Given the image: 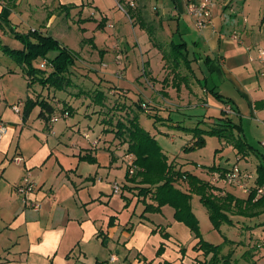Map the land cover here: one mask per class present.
I'll list each match as a JSON object with an SVG mask.
<instances>
[{
    "label": "crops",
    "instance_id": "0c3cea01",
    "mask_svg": "<svg viewBox=\"0 0 264 264\" xmlns=\"http://www.w3.org/2000/svg\"><path fill=\"white\" fill-rule=\"evenodd\" d=\"M126 1L128 5L134 3L133 0ZM135 1L137 8L133 14H137L140 24L141 19L153 22L160 32L175 26L181 38L189 37L188 41L181 39L180 42L186 43L187 57L195 65H190L191 75L204 80L205 89L202 91L205 95L199 96V92L196 97L201 102H187L183 108L192 109L197 105L206 108L203 115L192 113L190 116H202L201 123L211 124L226 105L231 106V119L250 147L249 160L255 158L256 165L264 161L262 152L251 157L255 150L244 134L242 121L246 120L251 137L255 135L264 149L261 144L264 140V65L257 58L258 49H264V12L261 16L264 1L255 4L252 0H213L210 22L201 28L187 14L186 0H156L151 18H147L148 0ZM41 4L49 8L55 5L75 8L82 4V0H0V13L8 20L4 28L0 26V41L11 48H21L19 41L5 33L8 25L22 32L40 30L55 38L45 30L55 21L54 14L45 16L43 28L28 26L33 20L40 23L42 12L38 6ZM81 19L79 16L78 21ZM167 20L165 26L164 21ZM157 48L161 51L159 46ZM19 68L9 63L0 70V122L6 125V131L0 138V264H198L203 256L192 249L196 239L187 226L174 219L171 206L164 205L157 212H143L145 202L153 201L150 195L139 194L137 183L129 180L127 174L126 181L119 185L120 191L113 192L114 182L108 178L109 167L127 156L131 163L133 156L126 150L118 155L115 150L119 148L110 144L104 147L98 141H90L84 136L85 132L78 144L73 139L65 143V147L48 142L47 134L56 135L50 118L69 114L63 113L64 108L58 102L43 98L39 94L41 90L33 89V84L28 86L27 79L26 95L22 98L13 87ZM187 79L182 80L186 92L196 98ZM42 98L55 108L49 117H45L39 114L40 105L37 104V117L43 119L47 129L44 142L40 140L45 130L41 123L35 127L29 124L30 110L37 105L24 116L26 106ZM13 105L19 107V112L13 111ZM69 105L73 108L70 102ZM209 108L213 109L212 114H209ZM159 109L158 112L164 116L182 112L181 109ZM78 126L72 124L71 129L77 131ZM31 135H37L38 141L27 142ZM189 139L193 141L192 137ZM68 145L74 149V155L92 159L88 165H83L82 170L79 168L80 160L75 168L65 165ZM15 157L21 161L16 163ZM174 160L176 167L182 169L183 163L176 158ZM25 175L36 183L29 198L40 203L37 211L25 204L16 191ZM213 176L210 173L208 178H201L210 180ZM196 198V195L192 197L191 206ZM234 220L239 221L232 225L234 230L241 226L242 233L245 230L255 232L253 218L238 217ZM243 222L247 225L243 226ZM162 233H167L168 238H164ZM161 244L163 251L157 255Z\"/></svg>",
    "mask_w": 264,
    "mask_h": 264
},
{
    "label": "rangeland",
    "instance_id": "374dc122",
    "mask_svg": "<svg viewBox=\"0 0 264 264\" xmlns=\"http://www.w3.org/2000/svg\"><path fill=\"white\" fill-rule=\"evenodd\" d=\"M133 1L132 5L129 4L133 10H130L126 0H82V4L75 8L64 6H60V8L57 5L49 8L42 6L43 4L40 5L41 8L38 6L42 12L41 19L38 21L40 23L36 24V20H33L28 26L43 28L45 16L54 14L56 16L55 21L50 28L45 27V30L54 34L60 44L75 53L77 62L73 67L75 72L70 76L73 85L66 91H54L52 88L41 89L38 83L33 84V89L41 90L39 94L43 98L48 97V100H52L54 103L58 102L60 107L64 108L63 101L65 100L73 105V111L69 116L54 115L57 120L51 127L56 135L47 134L48 142H55L65 147L64 144L70 143L73 139L74 143L78 144L82 139L81 135L85 132L90 141H98L104 147L110 144L114 148H119L115 152L120 155L121 151L125 152L127 145L115 138L112 132H106L105 129H110L112 126L105 123L109 120L115 123L118 117H124L126 111H130L131 114L137 113L138 108L133 104V101L140 98V103L144 102L146 105L145 109L142 108L143 111L152 106L168 111L181 109V113L172 112L171 121L156 118V115L151 113L154 112L153 110H150V114L140 110L138 122L154 136L161 148L170 155L169 158L173 156L174 159L176 158L183 163L182 170H190L201 177L208 178L210 173L214 175L218 173L207 171L209 166L230 168L237 164L241 170L255 174L256 159L252 158L253 160L250 161L248 154L245 155L242 151L237 154L238 149L234 148L223 137L204 135L205 142L203 144H196L190 148L193 142H190L189 139L193 138L192 132L181 127H195L199 124V127L207 129L210 126L209 123H201L202 116H190L192 113L203 115L207 111L206 108H202L200 105L192 108L193 110L183 108L187 102H201L196 96L199 95V92L201 93L199 96L205 95L202 91L205 89L204 80H197L193 77L183 63L178 69H175L170 60L163 58L162 50H157L158 45L168 50V43L171 40L173 42H180L181 39L188 41L189 37L181 38L176 32L175 26L163 32L157 31L153 22H150L147 27L143 26L138 22L137 14H133L137 8L136 1ZM262 1L264 0H252L255 4ZM148 2L147 14H149L147 18H151L154 15L153 6L156 5V0H148ZM263 12L264 5L261 16ZM79 16L82 17L81 21H78ZM164 22L166 26L168 20ZM11 41L10 45L12 46ZM148 50H151L150 53ZM54 55L55 52H51L49 56ZM41 60L36 59L33 64L39 66L40 62L43 61ZM9 63L17 66L0 51V70L2 71L3 67ZM190 65H192L191 62ZM42 69L47 70L48 67L45 66ZM16 73L13 87L17 88L20 96L24 98L27 77L21 69L16 70ZM179 75L188 76L187 82L191 84L189 88L196 93V98L186 92L184 81L179 78ZM198 78L200 77L198 76ZM163 79H165L164 82H162ZM176 83H178L177 90H175ZM97 88L102 89L107 95L105 105L102 108L94 104L90 97ZM83 90L88 91L89 95L85 92H80L79 96L73 95ZM29 93L32 94L33 90L30 89ZM127 93L130 94V98L133 97V101L127 97ZM38 111V105L32 111L30 110L29 124L35 127L37 123H41V127L45 130L43 132L44 137L40 140L44 142L47 129L43 119L37 117ZM208 112L212 114L213 109L209 108ZM162 114L164 115V113ZM227 115L232 117V114ZM234 118L239 120L236 115ZM242 121L244 134L254 146L255 151L251 157H254V153H264V149L260 147L255 135L251 137L252 135L248 132L246 120L243 119ZM172 123H179L181 127H175ZM72 124L76 127L79 125L77 131L71 129ZM29 135L30 132L27 136ZM31 136V138H27V142L35 143L38 141L35 137L37 135ZM241 136L243 137V135ZM65 152L67 154L65 165L68 167L75 168L80 160L79 168L82 170L83 165H88L90 162L88 158H80L74 155L75 151L69 145ZM99 153L98 151L97 154L100 156ZM128 164H130L129 156L114 161L111 168L109 167L108 178L110 182L118 185L125 182ZM219 183L225 190L237 197L245 198L247 196V193L237 186L223 181H219ZM191 207L197 217L198 229L202 238L213 244H221L222 253L233 250L234 264H264V214L251 220L255 232L250 233L249 230H245V233H242L240 231L241 226L234 230L232 225L226 223L221 225L220 230L215 229L208 218L206 208L197 198L192 201ZM242 224L243 226L247 225L244 222ZM225 237L231 240V243H223Z\"/></svg>",
    "mask_w": 264,
    "mask_h": 264
},
{
    "label": "trees",
    "instance_id": "16d2710c",
    "mask_svg": "<svg viewBox=\"0 0 264 264\" xmlns=\"http://www.w3.org/2000/svg\"><path fill=\"white\" fill-rule=\"evenodd\" d=\"M140 22L145 27L150 25V22L143 19ZM7 24V18L0 13V26L4 28L3 25ZM8 26L9 29L5 33L19 41L21 48H11L0 41V50L20 67L22 73L27 77L28 86L38 83L42 88H52L54 91L64 92L73 85L70 76L74 74L73 67L77 63L75 53L60 44L51 35L44 34L40 30L28 29L26 32H22L13 26ZM168 44V50L158 45L162 50L163 58L170 60L175 69H178L183 63L192 72L190 60L186 53V43L171 40ZM51 52H55L52 57L49 56ZM36 59H42L48 69L45 70L34 65L33 62ZM179 78L181 80L187 79L186 75H179ZM80 92L89 95L88 91L84 90L73 95L79 96ZM215 95L221 99L220 95L217 93ZM90 97L94 104L101 106V108L104 107L107 95L102 89H95L94 94ZM140 100V98L132 100L133 104L137 106L138 112L146 108L145 103H140ZM37 104L40 105L39 114L41 116L49 117L54 112L55 108L49 101L42 98L31 101L25 108L24 116L28 114L32 106ZM63 105L65 106L63 113H72L73 108L67 100L63 101ZM138 112L131 114L130 111H126L124 117H118L115 123L110 120L107 123H105L106 121L103 122L112 126L105 131L112 132L115 138L122 144H126V153L133 156L129 166V168H133V172L129 173L128 170L126 174L129 180L137 183L139 194L150 195L153 201V203L145 202L143 212H157L164 205L171 206L174 210V219L187 226L196 239L192 249L201 252L203 256L198 264H234L233 250L222 253L221 244H213L202 238L198 229L197 217L191 207V199L194 195L198 196L199 202L207 210L212 226L217 230H220L224 223L235 225L239 222L238 220L235 221L234 218H254L264 214V161H260L256 165L254 187L251 188L245 198L237 197L225 190L218 182L201 178L193 172L177 168L175 160H170L154 136L139 124ZM143 112L148 114L151 112L156 115V118L171 121V116L160 114L157 108L153 106ZM172 125L181 127L179 123H172ZM181 128L192 132L193 142L190 148L196 144H203L205 142L204 135H209L225 138L229 144L238 149L237 153L242 151L246 155L250 151L245 139L239 135L238 125L233 123L231 117L223 110L207 129L199 127V124L195 127L182 126ZM227 169L216 165L207 167V171L219 172L220 174H223ZM260 187H263V193L258 195L257 188ZM162 236L168 238L167 233H162ZM224 242L231 243V240L225 237ZM163 247L161 244L157 250V255L162 253ZM181 250L184 251V249Z\"/></svg>",
    "mask_w": 264,
    "mask_h": 264
},
{
    "label": "built area",
    "instance_id": "2783aa9c",
    "mask_svg": "<svg viewBox=\"0 0 264 264\" xmlns=\"http://www.w3.org/2000/svg\"><path fill=\"white\" fill-rule=\"evenodd\" d=\"M213 5V0H186V12L193 19L195 25L198 28L205 26L210 22V14L211 7ZM258 61L264 65V49H258ZM46 63L44 61L40 62L39 66L41 68L45 67ZM13 111L19 112V107L17 105L12 106ZM223 111L226 114H232L233 109L231 106L226 105L223 108ZM57 120V117L52 116L50 118V122H54ZM6 131V125L0 122V138ZM85 137L87 135L85 134ZM264 145V140L261 142ZM14 161L16 163L20 162L21 159L19 157H15ZM133 172V168H129V173ZM256 178V173H250L247 170H241L237 164L232 165L228 168L223 174L219 172L216 173L211 179L213 182L223 181L224 183H228L230 185L237 186L242 189L245 193H249L251 188L254 187V181ZM36 183L28 176L25 175L20 183L16 186L17 193L22 197L25 204L30 206L34 211L40 209V203L33 201L29 198L31 193H33L35 189ZM120 191V187L118 184H113V192L117 193ZM263 193V187L257 188V194L260 195Z\"/></svg>",
    "mask_w": 264,
    "mask_h": 264
}]
</instances>
